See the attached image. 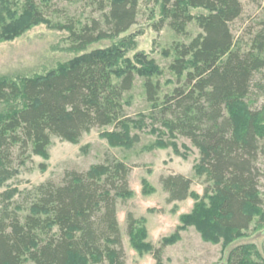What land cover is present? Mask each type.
Masks as SVG:
<instances>
[{
  "label": "trees",
  "instance_id": "1",
  "mask_svg": "<svg viewBox=\"0 0 264 264\" xmlns=\"http://www.w3.org/2000/svg\"><path fill=\"white\" fill-rule=\"evenodd\" d=\"M82 1L98 3L102 12L108 10L103 26L96 20L80 30L74 24L52 26L69 32L68 51L80 56L57 71L20 82L0 76L4 108L0 183L15 176L30 155L46 156L53 137L77 143L95 128L129 126L133 120L126 114L125 96L135 85V62L144 69L146 98L158 110L161 124L202 152L200 166L213 183L217 200L212 222L228 232L249 230L254 216L248 210L262 205L263 138L255 125L257 113L249 114V122L239 131L226 110L264 95V30L254 35L249 49L235 45L231 24L242 16L243 0L161 1L157 29L167 25L177 35H185L196 22L202 30L190 44L175 48L169 69L178 82L184 78V84L161 102L155 62L141 53L135 54L134 61L127 58L137 45L136 35L126 34L137 22L139 0ZM199 8L207 12L191 14ZM22 12L33 23L45 20L34 0H27ZM0 27L1 33L4 24ZM106 40L117 42L89 51ZM130 174L125 163L108 159L89 171L66 173L61 185L46 182L27 191L23 202L13 200L11 191L1 194L0 264H71L75 259L127 264L118 200L132 193ZM160 181L169 204L191 196L192 180L182 174L163 176ZM138 224L129 213V235H134ZM150 248L157 264H162L161 249ZM250 256L248 246L239 245L231 251L228 264H253Z\"/></svg>",
  "mask_w": 264,
  "mask_h": 264
},
{
  "label": "rangeland",
  "instance_id": "2",
  "mask_svg": "<svg viewBox=\"0 0 264 264\" xmlns=\"http://www.w3.org/2000/svg\"><path fill=\"white\" fill-rule=\"evenodd\" d=\"M161 1L139 0L137 22L126 34L136 35L137 44L133 52L127 53V58L133 60L136 53H141L155 62L159 73L155 79L162 87L160 102L184 84V78L178 82V77L169 69L176 57L175 48L190 44L202 33L196 22L188 26L185 35H177L167 25L157 29ZM26 2L0 0V13L5 17L0 18V24H4L0 33V76L18 82L57 71L80 56L68 51L69 32L52 26L74 24L80 30L95 20L103 26L108 12L107 9L100 11L99 4L91 1L34 0L45 20L33 23L22 12ZM190 12L198 15L207 11L199 8ZM262 30L264 0H243V14L231 24L235 45L249 49L254 35ZM116 42L101 41L89 51L106 49ZM133 63L136 81L125 96V111L133 120L129 126L121 130L114 126L95 128L77 143L53 137L46 156L30 155L17 168L15 176L0 183V195L11 191L13 200L23 202L25 193L39 185L46 182L61 185L68 172H86L108 159H116L131 169L132 193L118 200V221L127 264H157L151 246L161 249L162 264H228L231 251L239 245L248 246L253 264H264V153L259 158L262 205L248 210L254 216L253 224L243 232L222 230L212 222L211 216L217 213V200L213 183L200 166L201 150L161 124L158 110L146 98L144 69ZM114 78L120 80L117 71ZM3 109L0 106V112ZM226 113L235 119L239 131L249 122V114L257 113L255 125L264 148V95L253 97L248 104L227 108ZM172 174H182L192 180L191 196L186 201L167 203L168 194L160 180ZM129 213L139 222L134 235L128 233ZM192 214L188 222L183 221V217ZM71 264L92 263L75 259Z\"/></svg>",
  "mask_w": 264,
  "mask_h": 264
}]
</instances>
